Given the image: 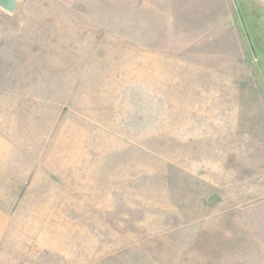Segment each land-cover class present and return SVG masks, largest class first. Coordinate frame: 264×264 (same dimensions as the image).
Segmentation results:
<instances>
[{"label": "rangeland", "instance_id": "rangeland-1", "mask_svg": "<svg viewBox=\"0 0 264 264\" xmlns=\"http://www.w3.org/2000/svg\"><path fill=\"white\" fill-rule=\"evenodd\" d=\"M0 264H264V0L0 13Z\"/></svg>", "mask_w": 264, "mask_h": 264}, {"label": "crops", "instance_id": "crops-1", "mask_svg": "<svg viewBox=\"0 0 264 264\" xmlns=\"http://www.w3.org/2000/svg\"><path fill=\"white\" fill-rule=\"evenodd\" d=\"M24 0H0V13L4 17L11 18L15 16Z\"/></svg>", "mask_w": 264, "mask_h": 264}]
</instances>
